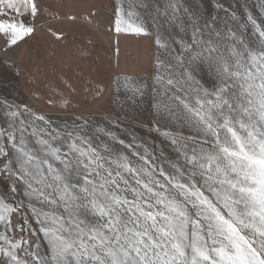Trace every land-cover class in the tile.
Wrapping results in <instances>:
<instances>
[{
    "label": "snow or ice",
    "instance_id": "6c2138e0",
    "mask_svg": "<svg viewBox=\"0 0 264 264\" xmlns=\"http://www.w3.org/2000/svg\"><path fill=\"white\" fill-rule=\"evenodd\" d=\"M42 12L0 0V52ZM110 23L154 52L85 81L102 120L68 115L71 77L61 123L0 98V264H264V0H113Z\"/></svg>",
    "mask_w": 264,
    "mask_h": 264
},
{
    "label": "crops",
    "instance_id": "0c3cea01",
    "mask_svg": "<svg viewBox=\"0 0 264 264\" xmlns=\"http://www.w3.org/2000/svg\"><path fill=\"white\" fill-rule=\"evenodd\" d=\"M40 2L43 12L36 20L35 35L19 48L18 79L22 92L41 113L65 119V110L59 104L48 105L46 98L52 94L50 87L57 91L63 89L67 94L61 81L71 77L76 91L71 94L73 104L68 115L84 113L103 118L109 104V92L96 98L94 91H85V81L91 79L103 86L118 73L148 74L153 61V37L110 31L113 0ZM53 32L64 39L57 40L51 35ZM82 74L84 79H81ZM112 106L116 107L115 104ZM150 115L145 113L146 117Z\"/></svg>",
    "mask_w": 264,
    "mask_h": 264
},
{
    "label": "rangeland",
    "instance_id": "374dc122",
    "mask_svg": "<svg viewBox=\"0 0 264 264\" xmlns=\"http://www.w3.org/2000/svg\"><path fill=\"white\" fill-rule=\"evenodd\" d=\"M19 48L20 46L9 51L7 54L0 52V98H8L10 100H14L17 103H25L33 106V104L26 98V96L22 92L17 75ZM13 64H15V67H12ZM51 118L56 123H61V121L63 120L62 118L55 116ZM93 119L96 121H100L102 120V117L93 116ZM138 135H143V133H138ZM145 139L148 140L149 144L155 143L159 145L162 143V138L159 137H157L154 141L151 137H145Z\"/></svg>",
    "mask_w": 264,
    "mask_h": 264
}]
</instances>
